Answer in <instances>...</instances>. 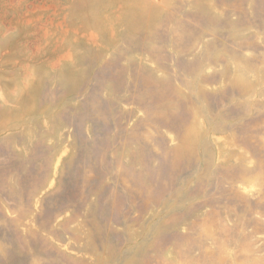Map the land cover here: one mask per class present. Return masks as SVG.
I'll return each instance as SVG.
<instances>
[{"label": "rangeland", "instance_id": "obj_1", "mask_svg": "<svg viewBox=\"0 0 264 264\" xmlns=\"http://www.w3.org/2000/svg\"><path fill=\"white\" fill-rule=\"evenodd\" d=\"M0 264H264V0H0Z\"/></svg>", "mask_w": 264, "mask_h": 264}]
</instances>
